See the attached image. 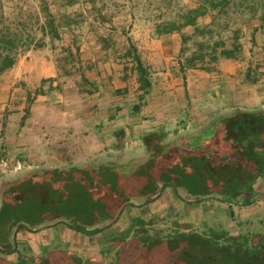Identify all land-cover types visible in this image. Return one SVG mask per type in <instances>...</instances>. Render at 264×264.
Returning a JSON list of instances; mask_svg holds the SVG:
<instances>
[{
    "label": "rangeland",
    "instance_id": "rangeland-1",
    "mask_svg": "<svg viewBox=\"0 0 264 264\" xmlns=\"http://www.w3.org/2000/svg\"><path fill=\"white\" fill-rule=\"evenodd\" d=\"M40 1L0 0V18L11 28L24 23L25 34L40 38ZM46 2L55 18L71 27L61 28L59 39L43 36L42 47L21 46L16 63L0 75V205L8 185L45 169L102 158L119 157L123 164L140 160L149 133L164 132L170 142L218 114L264 106V0H228L198 18L202 25L210 23L208 28L228 48L236 36L240 51L236 58L219 57L208 65L210 71L195 67L183 72L180 33L154 32L161 22L178 20L186 9L207 0ZM181 32L193 34V27ZM200 39L188 41V52ZM129 42L152 81L142 101L133 60L123 56ZM41 76H47L45 82ZM134 104H141L137 113ZM88 135L86 152L83 138ZM114 135L115 143H123L116 153L110 144ZM259 185L264 193V180ZM184 198L165 189L158 200L126 209L120 220L93 236L67 223L33 233L19 229L11 240L17 248L0 251V264H264L263 250L250 259L245 242L236 241L249 236L258 244L262 238L264 249V194L250 207H233L232 215L216 199L189 203ZM176 230L182 237L198 232L211 240L172 253L161 236ZM6 231L0 228V237Z\"/></svg>",
    "mask_w": 264,
    "mask_h": 264
},
{
    "label": "trees",
    "instance_id": "trees-1",
    "mask_svg": "<svg viewBox=\"0 0 264 264\" xmlns=\"http://www.w3.org/2000/svg\"><path fill=\"white\" fill-rule=\"evenodd\" d=\"M227 1L207 0L186 9L178 20H165L156 26V36L180 33L179 55L184 58H179L178 64L182 72L195 67L210 71L212 68L208 65L219 57L238 56L240 44L236 42V36L228 48L225 40L208 28L210 23L202 25L198 22V18L222 7ZM38 9L43 20L40 23L37 19L41 33L37 39L25 34L24 23L11 28V24L0 18V75L16 63L17 50L21 46L42 47L43 36L59 39L60 29L71 27L55 18L46 0L39 2ZM186 26L193 27V34L181 32ZM196 36L201 39L196 40L195 48L188 52V41ZM75 51L78 53V47ZM123 56L133 60L132 69L137 73L142 101L152 87L149 68L143 64L131 42ZM82 81L88 83L84 77ZM140 106L133 105L136 113ZM147 135L145 157L140 160L130 159L123 164L119 157L114 160L102 158L68 169L48 168L8 185L3 190L0 205V228H7L4 238L0 237V251H15L17 246L15 242L11 244V240L16 238L19 229L33 233L56 223H67L85 235L102 233L120 220L126 209L158 200L165 189L173 191L180 199L185 197L189 203L216 199L226 205L231 215L233 207H250L264 194L259 190V182L264 180V106L218 114L204 126L188 134H179L170 142L165 141L164 132ZM116 147L122 149L123 143ZM181 234L176 230L168 236L162 234L161 239H167L171 251L191 249L211 240L198 232L183 237ZM219 237L217 235V240ZM236 241L245 242L250 249V259L258 257V251H264L262 238L256 240L258 244L249 236H239ZM232 254L231 258L235 256Z\"/></svg>",
    "mask_w": 264,
    "mask_h": 264
},
{
    "label": "crops",
    "instance_id": "crops-1",
    "mask_svg": "<svg viewBox=\"0 0 264 264\" xmlns=\"http://www.w3.org/2000/svg\"><path fill=\"white\" fill-rule=\"evenodd\" d=\"M41 77H43V79H46L47 78V76H41ZM83 139H85V141L83 142V144L85 145V147H87V149H85V150H87L86 152H89L90 150H89V140H90V136L88 135V136H86L85 138H83ZM101 139H99L98 138V140H97V149H100V147H101V145H103V143H101L102 141H100ZM111 143L110 144H113L112 146V150L114 151V153H116L117 151L119 152L120 150L116 147L117 146V142L115 143V135L113 136V137H111ZM114 144H115V146H114ZM84 147V148H85ZM102 148V147H101ZM110 149V150H111ZM114 156L115 155H117V154H113ZM84 164V163H83ZM71 166H79V164H77V165H75V164H71ZM1 192V191H0Z\"/></svg>",
    "mask_w": 264,
    "mask_h": 264
}]
</instances>
